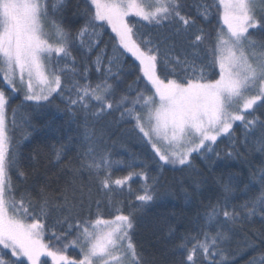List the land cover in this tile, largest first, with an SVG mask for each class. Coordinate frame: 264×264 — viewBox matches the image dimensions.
Masks as SVG:
<instances>
[{
    "label": "snow or ice",
    "instance_id": "1",
    "mask_svg": "<svg viewBox=\"0 0 264 264\" xmlns=\"http://www.w3.org/2000/svg\"><path fill=\"white\" fill-rule=\"evenodd\" d=\"M68 6L69 0H0V264H145L132 238L134 212L155 199L157 178L149 175L145 161L141 171L113 179V169L124 162L113 160L102 146L105 132L95 124L119 112L120 121L130 123L150 146L151 162L160 170L165 165L191 168L193 153L205 159L208 153L219 156L214 145L221 137L232 140L237 121L246 130L245 146L248 134L259 132L254 150L264 153V121L251 114L264 101V40L256 38L264 33V0H198L195 16L185 11L186 0H85L73 13L83 17L75 33L64 23ZM214 8L222 24L213 35L201 25L211 23ZM140 21L172 27L185 45L182 55L146 37ZM105 25L114 34L111 53L106 45L95 52L92 64L100 78L93 83L87 60L102 43ZM74 49L85 57L82 69ZM129 56L140 75L118 94ZM18 92L37 104L59 97L73 117H84L86 146L77 162L65 164L66 146L54 148L57 163L72 174L62 188L33 183L21 190L29 173L10 132L16 126L15 109L11 125L7 119ZM85 172L108 192L113 185L124 188L133 176L143 179L142 193L135 196L141 204L125 214L122 202L109 198L110 218L103 216L99 201L94 218L90 211L82 216L84 189L77 178ZM258 181V194L239 208L231 199L235 185L219 181L222 202L208 206L196 235L182 238V264H231L225 245L233 228L257 215L264 220V169ZM88 201L90 208V194ZM245 247L255 250L249 264H264V249L250 241ZM69 248L79 249L80 258L70 257Z\"/></svg>",
    "mask_w": 264,
    "mask_h": 264
},
{
    "label": "trees",
    "instance_id": "2",
    "mask_svg": "<svg viewBox=\"0 0 264 264\" xmlns=\"http://www.w3.org/2000/svg\"><path fill=\"white\" fill-rule=\"evenodd\" d=\"M84 2L85 0H69V6L64 14V23L72 28L73 33L83 23V17L74 16L73 13H78L79 9L84 7ZM196 3L198 0H186L185 11L195 16ZM216 11L214 8L211 23L204 22L201 25L213 35L217 24H222ZM139 23L144 25L140 27V31L158 43L162 49L170 47L174 49L175 54L182 55V48L185 45L182 39L174 34L172 27L147 25L143 21ZM111 37H114V34L105 25L102 43L94 49V53L87 60L91 69L89 77L93 83L100 78V74L95 71V65L92 64L95 52L106 45L110 54ZM256 38L264 40V33H257ZM74 55L77 57V67L82 69L85 62L82 50L74 49ZM139 75L137 62L130 56L127 57L122 79L119 81L118 94L127 91V86L136 81ZM144 83L139 87L143 88ZM134 94L133 92L132 95ZM260 104L251 111V114L264 121V107H260ZM13 109L16 110V126L10 127V132L17 147L18 159L29 173L27 184H22L21 190L33 183H50L53 189L62 188L66 182L71 181L72 174L64 165L57 163L54 148L66 146L65 164L68 161H72L73 164L77 162L78 154L86 146L83 136V115L78 114L73 117L59 97H54L51 102L42 101L37 104L35 101H25L22 92L14 94L10 101L7 112L9 125L13 118ZM95 127L104 130L102 146L111 152L112 159L124 162L123 166L113 169V179L122 178L132 170L141 171L145 161L149 175L157 178L155 199L141 211L134 212L135 227L132 238L138 251L143 255L145 264H182L184 257L178 247L182 238L189 233L196 235L204 225L208 206L216 204L217 200L222 202V187L219 181L231 180L235 185L236 191L231 199L232 204L237 208L260 191L258 176L261 169H264V153L254 150L259 132L248 134L246 147V130L240 122L234 126L232 140L221 137L214 145L219 156L208 153L209 158L205 159L194 153L191 168L187 165L176 167L165 165L163 170L158 169L151 162L154 153L150 146L142 143L138 135L131 131L130 123L120 121L119 112L105 116L96 122ZM229 152L233 155L228 156ZM156 159L158 160V157ZM128 164H132L133 168H129ZM13 178L18 181L15 173ZM143 184V179L133 176L124 188H116L113 185L114 191L108 192L101 189L94 179H89L88 173L85 172L77 178V185H83L85 197V208L81 215L87 216L90 211L94 218L97 210L96 202L99 201L103 216L110 218L114 214V209L109 205V198L113 202H122L121 206L125 214L133 212L141 204L135 196L137 193H142ZM245 185L250 189L247 192ZM49 222L51 223V219ZM249 241L255 243L257 248L264 249V220H261L259 215L233 228L231 239L225 245L230 254L231 264H249L255 254V250L245 247ZM68 253L77 259L80 258L78 249L70 248ZM48 264H51L50 260ZM200 264H210V261H202Z\"/></svg>",
    "mask_w": 264,
    "mask_h": 264
},
{
    "label": "rangeland",
    "instance_id": "3",
    "mask_svg": "<svg viewBox=\"0 0 264 264\" xmlns=\"http://www.w3.org/2000/svg\"><path fill=\"white\" fill-rule=\"evenodd\" d=\"M22 93H23V92H22ZM260 103H261V101L258 102L257 105L254 106L253 110H254V109H255ZM253 110H251V111H253ZM238 122H239V121H237V122L234 124V126H235ZM193 154H194V153H193ZM177 166H178V165H177ZM69 249H70V248H69ZM69 249H68V251H69ZM78 250H79V249H78ZM68 254H69V253H68ZM69 255H70V254H69ZM70 257L77 259L76 257H73V256H71V255H70ZM42 259H43V258H42Z\"/></svg>",
    "mask_w": 264,
    "mask_h": 264
}]
</instances>
